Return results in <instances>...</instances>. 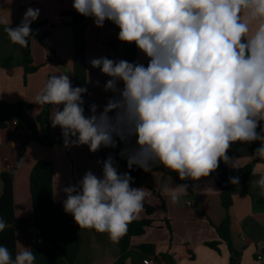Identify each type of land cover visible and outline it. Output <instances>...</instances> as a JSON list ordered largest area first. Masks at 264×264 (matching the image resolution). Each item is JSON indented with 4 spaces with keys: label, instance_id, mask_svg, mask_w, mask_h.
<instances>
[{
    "label": "clouds",
    "instance_id": "obj_1",
    "mask_svg": "<svg viewBox=\"0 0 264 264\" xmlns=\"http://www.w3.org/2000/svg\"><path fill=\"white\" fill-rule=\"evenodd\" d=\"M72 7L96 27L112 22L118 39L135 43L149 62L92 59L110 78L104 91L113 96L100 111L91 104L88 116L86 88L73 87L68 74L46 79L34 103L53 106L51 126L61 129L65 147L87 145L95 153L116 148L118 139L128 169L151 172L159 164L181 181L208 177L221 161L236 167L227 155L234 142L259 141L251 158L264 161V0H73ZM39 15L29 7L18 26L6 27L10 41L27 47ZM102 163V178L88 171L63 188V209L80 228L118 242L151 191L131 187L133 178L118 171L112 155ZM254 183L264 196V174ZM187 188L164 182L159 191L177 202ZM9 227L0 216V232ZM35 262L29 247L13 256L0 245V264Z\"/></svg>",
    "mask_w": 264,
    "mask_h": 264
},
{
    "label": "crops",
    "instance_id": "obj_2",
    "mask_svg": "<svg viewBox=\"0 0 264 264\" xmlns=\"http://www.w3.org/2000/svg\"><path fill=\"white\" fill-rule=\"evenodd\" d=\"M73 0H0V101L8 104L28 103L32 109L28 112L38 118L43 106L34 103L46 79L51 75L68 74L73 87H84L85 115H90L89 106L98 105V111L106 105L112 92H105L104 85L109 77L100 69L93 68L90 61L107 57L113 60H126L136 49L135 63L146 65L148 58L131 43L125 47L118 39L116 29L105 21L102 28L96 27L94 21L84 26L69 27L63 18L66 12H75ZM38 8L40 15L35 24L47 20L45 27L51 32L47 47L32 40L33 65L39 70L27 76L23 64V47L10 41L5 28H15L26 10ZM78 14V13H77ZM14 57L11 70L5 69V61ZM122 88V82L118 84ZM51 117L53 106L50 105ZM114 113H110L113 115ZM10 114L0 108V118L7 122L6 128L0 127V195L3 192L1 175L14 172V210L18 221L34 217L30 175L39 161L53 164V194L55 205L52 210L36 216L39 222L50 224L57 236L46 238L41 246H33L31 234L35 226L17 223L16 252L29 247L33 251L35 264H117L121 258L118 242H112L107 233H98L94 229L80 228L72 215L66 214L63 201L66 198L63 188L76 185L86 172L92 171L101 178L100 149L92 153L87 145L65 147L64 142L55 147H47L30 142L21 154L17 151L18 135L28 136L24 123L9 119ZM51 120V119H50ZM51 123V122H50ZM260 131V128H257ZM51 138L54 142L63 140L61 129L51 126ZM259 141L251 143L235 142L230 149L231 169H242L255 163L254 171L248 182L231 186L233 205L229 210L232 219L231 235L235 253H231L227 244L220 240L214 226H220L227 217L222 206L220 190L212 178L202 177L199 181L188 180L186 195L173 202L170 197L162 195L159 186L169 182L175 188L179 184L161 171L145 172L139 186L150 192L144 204L154 206L155 224L146 233L134 239L129 249L126 264H167L163 255L171 257L175 264H264V196L254 183L264 174V161L251 157ZM23 163H20V161ZM146 218L144 209L134 220ZM45 233V231H44ZM221 242L218 250L208 247L207 243ZM152 246L146 253L142 246ZM263 260H259V257Z\"/></svg>",
    "mask_w": 264,
    "mask_h": 264
},
{
    "label": "trees",
    "instance_id": "obj_3",
    "mask_svg": "<svg viewBox=\"0 0 264 264\" xmlns=\"http://www.w3.org/2000/svg\"><path fill=\"white\" fill-rule=\"evenodd\" d=\"M63 18H71V21L64 22L65 26L69 27H78L84 26L88 21H92L93 19L90 17H84L75 12H66L62 14ZM19 22L17 26L20 24ZM107 24L116 29L119 33V28L114 25L112 22L107 21ZM49 25L47 20L40 21L38 23L32 24V38L28 42L27 47H23V64L25 70V83L27 80V76L35 73L39 70V66L33 65V56H32V40H36L43 47H47V40L51 35L49 30H46L45 27ZM126 47L128 43L122 42ZM136 57V49L131 54L130 62L135 63ZM148 61L145 65L147 67ZM14 63V57H9L5 61V69L11 70ZM0 108L4 109L10 114L9 119H14L20 123H24L29 131L28 136L18 135L17 139L19 141V145L17 146V151L21 154V156L25 153V150L30 142H36L40 145L47 147H55L63 143V140L54 142L51 138V113H50V105H44L42 108V113L38 118H33L29 115V111L32 109V106L28 103H16V104H8L6 102L0 101ZM0 127L6 128L7 122L5 119L0 118ZM235 143V142H234ZM231 144L227 155L229 156V152L233 144ZM131 144L135 145V137L131 139ZM125 147L123 142H120L117 139V147L116 148H104L100 149L101 156V178L103 175V161L107 159L109 155H112L115 160V165L118 168L120 173L129 172L132 179L131 186H139L141 184V179L145 171L139 169L135 166L130 170L127 167V159L122 158L119 153ZM255 163H251L248 166L242 169H231L229 165H226L223 161L219 163V167L217 170L212 172L208 178H212L216 186L220 190V199L222 206L225 208L227 212V217L222 222L220 226H214L216 229L220 240L225 242L231 251V253H235V248L233 245V238L231 235V227H232V219L229 214V210L233 205V198L230 191L231 186L233 184L229 183L230 177L239 176V183L248 182L251 178V175L254 171ZM152 170L161 171L166 177L171 178L176 183L180 184H189L188 180L181 181L178 177V174L175 172H171L165 168H163L159 164H154ZM207 178V177H206ZM14 172H4L1 175V182L3 185V192L0 195V216H3L5 220L8 222L11 227L6 228L3 232H0V245L7 246L10 251L13 253V256L16 254V229L15 226L17 223H22L25 225L31 224L32 226L38 227L45 231L44 236L46 238H53L57 236V232H55L50 224L39 222L37 217L45 212H48L53 209L55 205L54 201V192H53V164L49 161H39L34 166L31 175H30V192H31V200L33 206L34 217L18 221L15 218V210H14ZM143 209L146 214V218L141 220H133L129 225L125 235L122 236L119 247L121 250V258L117 262V264H126L127 259L129 258V249L133 244V241L137 237L143 236L147 229L153 228L155 224V220L153 219L154 214L156 213V208L151 205L144 204ZM221 242H213L207 243L206 245L210 248L218 250V246ZM142 249L146 253H150L152 251V246L144 245ZM163 259L166 260L167 264H175L174 260L168 255H163ZM232 264H237L236 260H232Z\"/></svg>",
    "mask_w": 264,
    "mask_h": 264
},
{
    "label": "built area",
    "instance_id": "obj_4",
    "mask_svg": "<svg viewBox=\"0 0 264 264\" xmlns=\"http://www.w3.org/2000/svg\"><path fill=\"white\" fill-rule=\"evenodd\" d=\"M31 242L33 246H41L45 243V236H44V230L36 227L34 232L31 234ZM259 260H263V257H259ZM146 264H153L151 262H148Z\"/></svg>",
    "mask_w": 264,
    "mask_h": 264
},
{
    "label": "water",
    "instance_id": "obj_5",
    "mask_svg": "<svg viewBox=\"0 0 264 264\" xmlns=\"http://www.w3.org/2000/svg\"><path fill=\"white\" fill-rule=\"evenodd\" d=\"M33 228H36V227H33Z\"/></svg>",
    "mask_w": 264,
    "mask_h": 264
}]
</instances>
